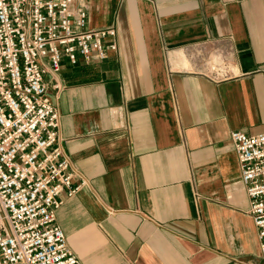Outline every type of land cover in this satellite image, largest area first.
<instances>
[{"label":"crops","instance_id":"1","mask_svg":"<svg viewBox=\"0 0 264 264\" xmlns=\"http://www.w3.org/2000/svg\"><path fill=\"white\" fill-rule=\"evenodd\" d=\"M115 27L101 62L49 91L72 162L57 221L83 264H264L231 140L264 132V0H84ZM233 74L210 78L215 46Z\"/></svg>","mask_w":264,"mask_h":264},{"label":"built area","instance_id":"2","mask_svg":"<svg viewBox=\"0 0 264 264\" xmlns=\"http://www.w3.org/2000/svg\"><path fill=\"white\" fill-rule=\"evenodd\" d=\"M115 27L92 28L84 0H0V264H83L57 221L75 194L72 162L59 145L61 114L49 91L64 56L101 62L118 50ZM233 48L215 46L210 78L231 76ZM248 213L264 253V132H231Z\"/></svg>","mask_w":264,"mask_h":264}]
</instances>
